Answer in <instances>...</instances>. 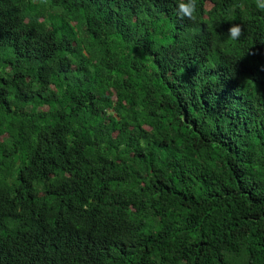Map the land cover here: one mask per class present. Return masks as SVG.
I'll return each mask as SVG.
<instances>
[{"label":"trees","instance_id":"16d2710c","mask_svg":"<svg viewBox=\"0 0 264 264\" xmlns=\"http://www.w3.org/2000/svg\"><path fill=\"white\" fill-rule=\"evenodd\" d=\"M178 2L0 0V264H264V10Z\"/></svg>","mask_w":264,"mask_h":264},{"label":"clouds","instance_id":"9594fccd","mask_svg":"<svg viewBox=\"0 0 264 264\" xmlns=\"http://www.w3.org/2000/svg\"><path fill=\"white\" fill-rule=\"evenodd\" d=\"M256 6L258 9L264 10V0H256ZM176 14L180 19H188L195 22L198 14L197 0H179L176 8ZM242 35L243 28L239 24H232L227 34L228 38L232 41L239 40Z\"/></svg>","mask_w":264,"mask_h":264}]
</instances>
